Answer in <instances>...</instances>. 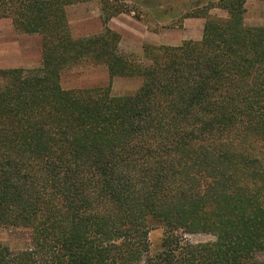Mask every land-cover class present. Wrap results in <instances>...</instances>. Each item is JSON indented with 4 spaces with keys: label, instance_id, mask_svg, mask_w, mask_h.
Segmentation results:
<instances>
[{
    "label": "trees",
    "instance_id": "trees-1",
    "mask_svg": "<svg viewBox=\"0 0 264 264\" xmlns=\"http://www.w3.org/2000/svg\"><path fill=\"white\" fill-rule=\"evenodd\" d=\"M93 1L105 28L75 39L67 7ZM246 3L211 6L228 18L198 16L201 41L145 46L144 64L107 28L129 12L112 0H0V19L42 39L39 69L0 70V227L31 243H0V264H264V26H246ZM85 59L142 85L65 90Z\"/></svg>",
    "mask_w": 264,
    "mask_h": 264
},
{
    "label": "rangeland",
    "instance_id": "rangeland-1",
    "mask_svg": "<svg viewBox=\"0 0 264 264\" xmlns=\"http://www.w3.org/2000/svg\"><path fill=\"white\" fill-rule=\"evenodd\" d=\"M220 1L222 0H112L117 8L129 11L121 14L126 17H121L122 22L116 24L123 30L120 34L116 32L120 36V54L146 64L145 46L178 47L187 41H201L206 19L198 16L207 13L212 18H228V14L221 9L210 10L211 6H217ZM77 5L84 6L83 9L88 10V16L102 11L100 1L68 7L73 22V37L87 39L102 31L103 27L95 19L81 23L84 14L79 10L80 7H75ZM246 11L247 27L264 26L263 1L247 0ZM188 37L192 39L186 40ZM41 41L39 36L17 33L10 19H0V70L39 69L42 63ZM61 84L65 90L105 88L111 85L112 96L123 97L136 93L142 85V79L115 78L110 82L105 67L85 59L81 64L64 71ZM163 233V229H156L149 236L152 256L162 251ZM185 238L192 245L215 241L212 234L187 235ZM0 243L9 246L12 251H25L31 245L28 231L4 227H0ZM258 259L264 261V253L259 254Z\"/></svg>",
    "mask_w": 264,
    "mask_h": 264
},
{
    "label": "crops",
    "instance_id": "crops-1",
    "mask_svg": "<svg viewBox=\"0 0 264 264\" xmlns=\"http://www.w3.org/2000/svg\"><path fill=\"white\" fill-rule=\"evenodd\" d=\"M75 7H80L79 8V10L82 12V14H84L83 15V17H82V20H80L81 21V23H83V24H85V23H87L89 20H92V19H95L97 22H99L100 24H101V26L103 27L102 28V31H100L99 33H97V34H95V35H98V34H100V33H102L103 32V30H104V25H103V16H102V11H98L97 12V14L96 15H94V16H91V15H87L86 13L88 12V10L86 11V10H84L83 9V7L84 6H82V5H77V6H75ZM67 17H68V20H69V24H70V28H71V32H72V24H73V22H72V20H71V17L69 16V13H68V7H67ZM121 17H126V16H119V17H115V18H113L109 23H108V27H109V29L110 30H112L113 32H117V33H123V30H121L120 28H118L117 27V25L116 24H120V22H122V19H121ZM73 35V34H72ZM95 35H93V36H95ZM83 36H85V35H83ZM87 36V35H86ZM93 36H91V37H93ZM192 39V37H188L186 40H191Z\"/></svg>",
    "mask_w": 264,
    "mask_h": 264
}]
</instances>
